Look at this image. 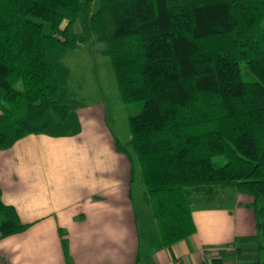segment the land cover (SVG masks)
<instances>
[{
    "label": "trees",
    "instance_id": "obj_1",
    "mask_svg": "<svg viewBox=\"0 0 264 264\" xmlns=\"http://www.w3.org/2000/svg\"><path fill=\"white\" fill-rule=\"evenodd\" d=\"M94 1L0 0V150L80 133L63 59L96 38L125 105H140L116 145L140 165L163 246L193 235L195 201L222 190L252 197L263 231L264 0ZM26 227L0 187V237Z\"/></svg>",
    "mask_w": 264,
    "mask_h": 264
},
{
    "label": "crops",
    "instance_id": "obj_2",
    "mask_svg": "<svg viewBox=\"0 0 264 264\" xmlns=\"http://www.w3.org/2000/svg\"><path fill=\"white\" fill-rule=\"evenodd\" d=\"M103 113L85 105L79 134H32L0 150L2 199L27 225L0 237V264H264L253 199L231 190L216 203L197 198L196 232L164 247L145 188L143 203L133 194L140 171L132 174Z\"/></svg>",
    "mask_w": 264,
    "mask_h": 264
},
{
    "label": "rangeland",
    "instance_id": "obj_3",
    "mask_svg": "<svg viewBox=\"0 0 264 264\" xmlns=\"http://www.w3.org/2000/svg\"><path fill=\"white\" fill-rule=\"evenodd\" d=\"M100 2L101 0L94 1V10L99 7ZM76 28L80 30V25L78 24ZM102 48L103 44L93 38L89 43L82 45L79 49L69 51L65 55L63 61L71 70L69 88L84 106L101 107L105 117L102 118L104 124L114 133L117 140L122 144H127L131 137L129 114L137 113L140 105H133L131 108L125 105L110 58L101 54ZM135 167V171L137 169L138 172L140 169L138 162H135ZM144 188L142 176L140 175L132 187L137 203H143L142 193ZM222 192L224 191H220V193ZM225 192L229 191L225 190ZM231 192H234V190H231ZM244 197L250 200L253 199L247 195H244ZM218 201V197L209 200V202L215 203ZM150 208L151 206L149 210H151Z\"/></svg>",
    "mask_w": 264,
    "mask_h": 264
},
{
    "label": "built area",
    "instance_id": "obj_4",
    "mask_svg": "<svg viewBox=\"0 0 264 264\" xmlns=\"http://www.w3.org/2000/svg\"><path fill=\"white\" fill-rule=\"evenodd\" d=\"M204 264H212V258L209 257V258H208V261H207L206 263H204Z\"/></svg>",
    "mask_w": 264,
    "mask_h": 264
}]
</instances>
